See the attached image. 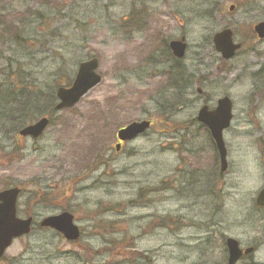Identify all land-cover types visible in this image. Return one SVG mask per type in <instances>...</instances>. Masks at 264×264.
I'll use <instances>...</instances> for the list:
<instances>
[{"label": "rangeland", "instance_id": "1", "mask_svg": "<svg viewBox=\"0 0 264 264\" xmlns=\"http://www.w3.org/2000/svg\"><path fill=\"white\" fill-rule=\"evenodd\" d=\"M143 7V26L126 32L122 21ZM0 12L9 30L20 25L30 38L21 45L0 27V70L21 67L20 83L9 77L16 86L52 92L55 105L58 87L73 82L80 62L97 57L102 75L74 107H53L38 139L12 140L0 128V190L22 189L19 215L33 214L36 228L16 239L0 264H227V237L256 246L237 264H264V208L255 201L264 185V40L252 33L264 20V0H0ZM224 27L243 43L227 63L212 41ZM181 36L188 50L180 66L191 78L187 105L174 112L163 73L173 58L156 66L148 58L162 52L158 38ZM224 95L234 114L224 132L225 173L209 129L196 118L202 105L212 109ZM39 103L44 107L43 96ZM143 118L152 128L117 151V130ZM89 161L97 165L92 171ZM67 186L49 204H26L39 191L62 194ZM63 210L74 214L82 244L38 227ZM161 218L173 220L156 226ZM111 239L121 246L104 251ZM84 245L104 252L88 255Z\"/></svg>", "mask_w": 264, "mask_h": 264}, {"label": "water", "instance_id": "2", "mask_svg": "<svg viewBox=\"0 0 264 264\" xmlns=\"http://www.w3.org/2000/svg\"><path fill=\"white\" fill-rule=\"evenodd\" d=\"M233 8L234 6H231V9ZM254 30L259 38L264 39V21L257 23L254 26ZM213 41L217 51L221 53L224 59L233 58L241 47L240 43L234 42L231 29H223L217 32L213 37ZM169 45L177 58H184L187 49L185 37L171 40ZM98 68L99 60L96 57L81 62L71 86L58 88V103L55 109L63 110L74 107L83 96L97 86L102 81V76L97 71ZM217 104V107L213 110H210L207 105L203 106L198 112V120L210 129L219 152L221 171L224 172L228 168V151L223 132L231 124L233 103L229 96H224L218 99ZM49 122L48 117H42L22 128L20 134L37 138L46 130ZM150 127V120H135L120 128L117 131V137L124 142L131 141L145 133ZM120 146L118 144L117 149ZM20 191L19 187L0 191V258L12 245L15 238L29 234L31 231L33 217L21 218L17 215V201ZM256 201L259 206H264V186L259 191ZM41 225L60 232L65 239L70 241L78 240L81 235V230L75 223L74 215L69 211L47 216L41 221ZM226 245L228 249V264H237L243 256L252 254L255 249L254 247L243 249L240 242L232 237H227Z\"/></svg>", "mask_w": 264, "mask_h": 264}, {"label": "trees", "instance_id": "3", "mask_svg": "<svg viewBox=\"0 0 264 264\" xmlns=\"http://www.w3.org/2000/svg\"><path fill=\"white\" fill-rule=\"evenodd\" d=\"M204 4H205L204 1H200L198 4L195 5V7L197 8L196 13H198L199 16H201L202 11L205 9ZM144 13H146V8L144 7L141 8L140 10L132 9L130 13L128 14V19L122 21L123 29L126 32L128 31L131 33H132V30L134 32V30H137V28L140 29L143 26L142 24H144V21H143ZM37 15L42 17V13H37ZM141 15H142V18H141ZM8 16L10 17L11 15H8ZM0 27H1V32L5 34H13V35L15 34L14 41H17L21 45H23L22 43L24 42L30 41V38L22 37L21 34H23L24 31L20 25L19 26L16 25V27L13 29L14 32H12V30H9V24L6 21V17L1 12H0ZM168 43L169 42L167 39L158 38L157 44L158 46L162 47V52H159L158 49L153 51L152 54H150V57L148 58L149 59L148 64L156 66V65H159L160 63H166V61H169L171 57L173 58L174 62H172V64L167 68V70H164L163 73L167 77V81L164 86V92H171V95H172V98L171 100L168 101L167 106L169 110L175 112V109L178 106L187 105L185 96L187 94V88L190 86V83H188V81L190 80L191 76L189 75L187 78L184 72V67L180 66L181 61L175 59L172 56ZM165 47H166V53H165ZM10 67L13 69V71H11L12 74L10 73V70L8 71V73L3 72L2 69L0 70V78L2 77V79L0 80V128L2 127L4 132L6 131L9 135V138L12 139L16 137V135L18 136L19 131L25 125L37 120L39 117L43 115L50 116L52 114L53 107L55 109V105H54L55 95L52 92L41 90L43 88H30V87L16 86L14 84L15 82L13 83L9 81V77L11 76L18 77L17 84L20 83L21 78H22L21 71H20L21 67L13 68L12 65H10ZM258 74L260 77L264 76V69L259 71ZM48 89L50 88L47 87V90ZM38 90L40 91L39 93H37ZM42 96L44 97L45 102H46L44 104V107L39 103V100L41 99ZM49 105H51V108L49 109V111H47V109L43 110L44 108L49 107ZM40 113H43V114H40ZM171 114H173V112H171ZM164 121L168 122L167 120H164ZM15 146H13V148H15ZM99 147H100L99 143L98 144L94 143L93 153L97 151L95 152L94 161L98 162V164L100 163V160H101V158L96 160L100 154V150H97V148ZM90 161L88 162L87 169H89V171H92L97 165H95V162L93 163L94 165H91ZM165 182L166 181H163V183ZM10 185L11 184H6L5 187H9ZM68 189L69 187L67 186L64 189L65 191L62 194L56 189L54 191H48V192L39 191L40 197H39V194L35 195V197L39 199L33 201L29 198V200L31 201L30 202L26 201V204L30 205V204L36 203L38 205L39 202H42L43 204H49L46 202L48 198H51V197L58 198V197H61L60 195L65 196L68 193ZM30 210H31V207L29 208V211ZM161 219L162 221L157 222L156 226H159V225L167 226L168 225L167 221L169 220L171 222L173 220V218H167V219L161 218ZM38 227L45 229V227H40V226ZM106 227L109 229L108 225ZM35 229L36 228H33L32 231H34ZM106 232L113 233V231H106ZM119 241L120 240L115 241L111 239L109 241V243H111V246H105L102 249H104V251L110 250L111 252H115L114 250L121 246L119 244ZM75 243L82 244L80 240L78 242L76 241ZM83 249H85L86 253L91 256L93 254H101L102 252H104V251L94 252L92 248L85 246V245L83 246ZM137 254L141 255V253H137Z\"/></svg>", "mask_w": 264, "mask_h": 264}, {"label": "flooded vegetation", "instance_id": "4", "mask_svg": "<svg viewBox=\"0 0 264 264\" xmlns=\"http://www.w3.org/2000/svg\"><path fill=\"white\" fill-rule=\"evenodd\" d=\"M256 111V110H255ZM255 246V245H254Z\"/></svg>", "mask_w": 264, "mask_h": 264}, {"label": "bare ground", "instance_id": "5", "mask_svg": "<svg viewBox=\"0 0 264 264\" xmlns=\"http://www.w3.org/2000/svg\"><path fill=\"white\" fill-rule=\"evenodd\" d=\"M167 81V80H166Z\"/></svg>", "mask_w": 264, "mask_h": 264}]
</instances>
